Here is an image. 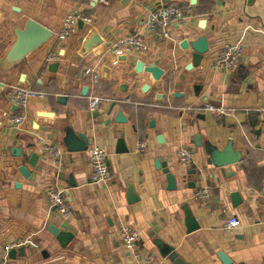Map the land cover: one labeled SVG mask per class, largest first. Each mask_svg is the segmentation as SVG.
Returning <instances> with one entry per match:
<instances>
[{
    "label": "crops",
    "instance_id": "obj_1",
    "mask_svg": "<svg viewBox=\"0 0 264 264\" xmlns=\"http://www.w3.org/2000/svg\"><path fill=\"white\" fill-rule=\"evenodd\" d=\"M249 1L0 0V262L139 264L150 255L164 262L153 250L159 238L187 264H223L221 252L233 264H264V0ZM160 5L178 6L185 17L167 40L145 31ZM74 11L90 21H79L61 40ZM31 20L53 36L11 64L7 55ZM134 34L148 51L129 53L116 64L110 46ZM202 37L209 52L193 67L190 45ZM239 41L238 67L214 71L217 55ZM21 87L47 98L20 111L10 95ZM92 97L101 99L95 112ZM205 98L228 116L207 111ZM17 114L25 117L19 125L12 121ZM70 132L82 143L77 136H86V151L66 147ZM119 141L128 153H117ZM44 143L61 152L58 161L44 152ZM141 144L145 148L137 152ZM181 146L194 150L193 165L180 163ZM93 147L108 154L106 185L92 181ZM209 147H232L236 163L215 165ZM32 153L39 155L36 167L28 163ZM51 187L64 191L71 216L51 206ZM205 190L208 198L197 199ZM131 191L137 198L132 203ZM187 212L199 225L192 233ZM230 217L241 225L227 229ZM124 225L141 234L137 255L124 246ZM55 228L70 235L63 238L66 248L52 234Z\"/></svg>",
    "mask_w": 264,
    "mask_h": 264
},
{
    "label": "built area",
    "instance_id": "obj_2",
    "mask_svg": "<svg viewBox=\"0 0 264 264\" xmlns=\"http://www.w3.org/2000/svg\"><path fill=\"white\" fill-rule=\"evenodd\" d=\"M94 4H106L108 0H91ZM184 14L178 6L174 5H160L154 12H152L146 22L145 31L149 35H157L163 39H170V28L179 21L184 19ZM79 21L89 22V17H84L79 11H74L69 14L63 25V29L60 33V39H66L71 36L77 28ZM110 50L115 54L117 61L126 56L129 53L146 52L148 51V44L140 35H129L110 46ZM243 53L242 43L235 42L230 43L217 55L212 64L214 71H234L241 60ZM47 94L43 91L35 90L30 87L14 88L10 95L11 101L18 108V110H24L29 102L36 100H45ZM204 107L207 111L222 118L228 116V112L222 108L213 105L208 98L204 100ZM101 99L99 97H92L90 101V111L95 112ZM260 112L264 115V108L260 109ZM25 120L22 114H17L13 117V124L19 125ZM43 142V141H42ZM145 148V145H140L137 152ZM44 152L52 158L54 161H58L61 152L56 148L44 143ZM178 158L183 166H191L195 163V152L190 147L181 146L178 149ZM91 166L93 170L92 181L96 185H106L110 181V171L108 165V154L105 150L99 147H93L90 154ZM48 195L51 202V206L56 208L63 216L68 217L72 214V208L67 201L65 193L55 187L48 189ZM209 191H200L197 193V199L203 200L208 198ZM241 225L240 220L236 217H230L226 222L225 227L227 229H235ZM122 238L125 248L138 254V245L141 241V234L131 228L124 225L122 227ZM139 258V255L137 256ZM139 264H165L164 262H158L153 255L148 256L145 260L138 261ZM0 264H7L6 262H0Z\"/></svg>",
    "mask_w": 264,
    "mask_h": 264
},
{
    "label": "water",
    "instance_id": "obj_3",
    "mask_svg": "<svg viewBox=\"0 0 264 264\" xmlns=\"http://www.w3.org/2000/svg\"><path fill=\"white\" fill-rule=\"evenodd\" d=\"M253 0H250L249 3H252ZM81 25V23H80ZM53 33L44 27L43 25L39 24L36 21H29L26 28L24 30H21L17 33V40L10 52L7 55V61L9 63L17 62L18 60L23 59L27 54L37 50L39 47H41L44 43H46L50 38H52ZM192 49V65L193 67H198L201 62L203 61L205 55L209 52V44L206 37L199 38L194 43H191L190 45ZM150 71L154 72L156 75H162V71L158 68L149 69ZM122 117H119L120 121H124V119H121ZM80 138L84 143L80 142L76 136L73 135V133H68L65 144L66 147L70 151H86L87 145H88V139L85 135H79L77 136ZM209 153L214 161V164L219 167H226L233 165L236 163L234 152L232 150V147L226 148L223 152H220L219 150L209 147L208 148ZM129 150L126 149L125 146H123V141H119L118 143V149L117 153H128ZM16 156H22L21 150L15 151ZM39 160V155L36 153H32L30 155V158L28 160L29 165L32 167H36ZM163 167H165V173L167 174V178L169 180L170 186L172 185L174 188L175 185V177L172 173H170L169 169H167L166 164H163ZM21 173L23 176L28 177L30 175V172L26 167L21 168ZM234 197H239V193L234 192ZM130 202H134L137 200V198L134 196L133 192H130ZM242 202V199H240ZM186 222L188 225V232L192 233L199 229L198 223H196V220L191 216L189 212L186 213ZM52 234L57 237L58 242L60 245H62L64 248L67 247L68 243H64V237H70V235H65V233L58 231L56 228L52 229ZM153 250L158 254V257L162 259L167 264H187L183 259L180 258L179 254L175 250L174 247L164 242L162 239H155L153 241ZM24 251V250H23ZM16 251H13V253ZM219 259L222 261L223 264H233V261L223 252L219 253Z\"/></svg>",
    "mask_w": 264,
    "mask_h": 264
}]
</instances>
